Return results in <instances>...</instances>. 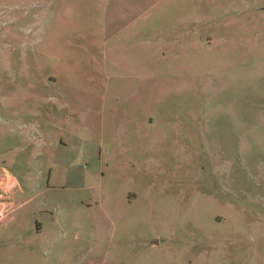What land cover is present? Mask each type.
<instances>
[{"label": "rangeland", "instance_id": "374dc122", "mask_svg": "<svg viewBox=\"0 0 264 264\" xmlns=\"http://www.w3.org/2000/svg\"><path fill=\"white\" fill-rule=\"evenodd\" d=\"M0 264H264V0H0Z\"/></svg>", "mask_w": 264, "mask_h": 264}]
</instances>
